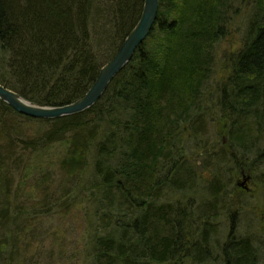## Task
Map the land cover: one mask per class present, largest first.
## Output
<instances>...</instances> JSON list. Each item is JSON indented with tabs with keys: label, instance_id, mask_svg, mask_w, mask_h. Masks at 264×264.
<instances>
[{
	"label": "trees",
	"instance_id": "trees-1",
	"mask_svg": "<svg viewBox=\"0 0 264 264\" xmlns=\"http://www.w3.org/2000/svg\"><path fill=\"white\" fill-rule=\"evenodd\" d=\"M143 5L144 0H0V84L38 105L74 102L117 53ZM231 6L232 0H160L147 39L83 112L39 119L0 100L4 187L13 181L12 171L32 166L27 154L67 140L62 165L89 197V264H210L214 249L223 264H258L260 247L251 235H238L240 208L231 210L227 233L219 238L222 209L232 208L220 161L208 181L188 156L193 141L211 161L215 154L228 160L227 169L249 161L257 169L262 160L256 150L264 137V0H255L257 11L248 18L241 47L230 54V72L216 89V101L204 104ZM217 118L229 144L203 139L207 120ZM26 123L45 128L25 135L20 129ZM200 186L210 189L204 201L209 211L196 214ZM69 193L25 210L2 204L0 232L6 238L0 236V264H13L18 253L23 231L17 220L68 208ZM162 196L171 199L154 206Z\"/></svg>",
	"mask_w": 264,
	"mask_h": 264
},
{
	"label": "rangeland",
	"instance_id": "rangeland-1",
	"mask_svg": "<svg viewBox=\"0 0 264 264\" xmlns=\"http://www.w3.org/2000/svg\"><path fill=\"white\" fill-rule=\"evenodd\" d=\"M255 7V0H232L231 19L227 27L229 30L217 43L213 77L208 81L207 93L203 96L204 104H210L209 107L213 106L212 101H216V89L219 84L230 72V54L241 47L248 18L257 11ZM207 122L209 126L203 135L204 141L207 140L208 144H212L222 139L229 144L228 131L221 126L222 118H217L215 122L208 119ZM44 128L45 126L41 124L26 123L21 126L20 130L25 135H35L36 131L41 132ZM189 143L192 144L189 147L188 156L192 159L195 158L199 173L209 181L216 169L213 168L214 163L219 160L221 163L218 166L221 170L220 177L223 178V181L228 182L232 208L222 209L219 218V238L222 241L227 233L228 216L231 210L240 208V214L238 213L236 216L238 235L253 237L254 243L260 247L258 264H264V137L260 140V146L256 150L262 158L257 169L251 161L237 170L232 164L227 169L224 165L230 163L228 160H220L215 154L211 161L206 157L204 150L200 152V149L197 150L199 147L194 145L193 141ZM219 146L215 144L214 149H219ZM67 148L68 143L65 140L49 144L38 152L27 154L25 157L32 166L12 171L10 175L13 181L8 178L9 187H4L0 182V207L2 204L8 203L19 205L21 209L25 210L43 203L52 204L57 197L68 191L70 192L69 198L71 197V200L69 201L68 198V201L72 202L68 208L62 211L48 212L46 215L26 221L17 220L16 225H19L23 235L20 237L21 244L13 264H89L86 256L88 221L85 213V205L89 203V197L82 186H79L78 177L66 168L64 169L62 165V158L65 156ZM258 153L251 154L250 158L255 159ZM207 163H210L209 168L204 167V164L207 165ZM44 182L49 185L45 186L47 191L43 188ZM202 186L199 187L198 193L194 197L196 214L200 209L209 211L204 201H206L210 189H206L207 186ZM5 191H9V195H6ZM166 197L171 199L169 196H162V200L154 202V206H160V203L166 201ZM2 234L3 231L0 232V236L5 239L6 233L3 236ZM210 241L212 245L216 244L214 238ZM214 251L212 255L214 261L210 264H223L221 252L217 249Z\"/></svg>",
	"mask_w": 264,
	"mask_h": 264
},
{
	"label": "water",
	"instance_id": "water-1",
	"mask_svg": "<svg viewBox=\"0 0 264 264\" xmlns=\"http://www.w3.org/2000/svg\"><path fill=\"white\" fill-rule=\"evenodd\" d=\"M159 6L160 0H144L139 20L125 37L117 53L100 69L96 80L81 98L64 105L43 106L0 84V100L20 114L39 119H57L89 109L101 99L113 79L128 65L135 51L147 39L157 19Z\"/></svg>",
	"mask_w": 264,
	"mask_h": 264
}]
</instances>
